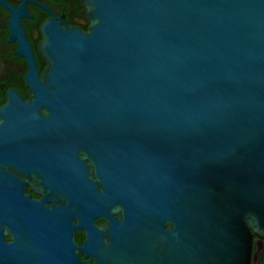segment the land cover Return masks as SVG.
<instances>
[{
	"label": "water",
	"instance_id": "1",
	"mask_svg": "<svg viewBox=\"0 0 264 264\" xmlns=\"http://www.w3.org/2000/svg\"><path fill=\"white\" fill-rule=\"evenodd\" d=\"M85 1L89 32L47 30L45 83L3 110L0 166L17 167L34 137L74 212H120L101 264H252L264 245V0Z\"/></svg>",
	"mask_w": 264,
	"mask_h": 264
},
{
	"label": "flooded vegetation",
	"instance_id": "2",
	"mask_svg": "<svg viewBox=\"0 0 264 264\" xmlns=\"http://www.w3.org/2000/svg\"><path fill=\"white\" fill-rule=\"evenodd\" d=\"M90 27L85 0H0V128L9 120L1 115L7 106H26L34 84L45 83L47 30L86 34ZM28 138L34 137L24 136L18 149L21 163L0 166V264L63 263V252L73 245L79 249L77 264L105 263L121 213L90 222L87 212H74L66 175L52 174L49 158L39 156L50 149L40 152ZM252 264H264L263 244L254 243Z\"/></svg>",
	"mask_w": 264,
	"mask_h": 264
}]
</instances>
